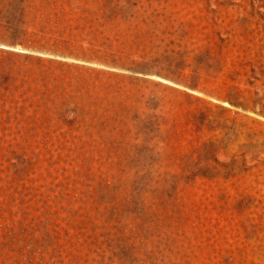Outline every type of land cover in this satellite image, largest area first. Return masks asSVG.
I'll return each mask as SVG.
<instances>
[{"label": "rangeland", "instance_id": "rangeland-1", "mask_svg": "<svg viewBox=\"0 0 264 264\" xmlns=\"http://www.w3.org/2000/svg\"><path fill=\"white\" fill-rule=\"evenodd\" d=\"M0 264H264V0H0Z\"/></svg>", "mask_w": 264, "mask_h": 264}, {"label": "trees", "instance_id": "trees-1", "mask_svg": "<svg viewBox=\"0 0 264 264\" xmlns=\"http://www.w3.org/2000/svg\"><path fill=\"white\" fill-rule=\"evenodd\" d=\"M43 39H44V37H39V38H37V39H34V40H32L31 42H33V43H37L38 45H39V47H43L42 45H43V43H41V41H43ZM48 40H49V38H48Z\"/></svg>", "mask_w": 264, "mask_h": 264}]
</instances>
